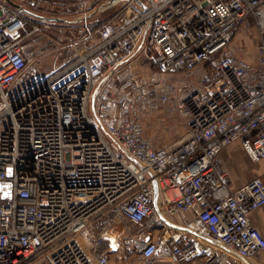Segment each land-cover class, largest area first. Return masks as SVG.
<instances>
[{
  "label": "built area",
  "instance_id": "built-area-1",
  "mask_svg": "<svg viewBox=\"0 0 264 264\" xmlns=\"http://www.w3.org/2000/svg\"><path fill=\"white\" fill-rule=\"evenodd\" d=\"M11 1L43 10V1L82 0ZM123 1L96 40L82 27L88 46L46 77L33 57L54 43L43 24L55 18L0 1V264H94L79 238L107 264L116 218L158 225L188 211L214 247L242 259L264 252L250 218L264 207V178L232 190L217 164L234 144L264 163V0ZM250 18L262 37L254 61L232 48ZM139 55L153 70L136 80L128 67ZM205 65L196 81L184 78ZM157 104L187 126L166 147L141 124ZM160 246L146 243L143 256ZM196 254L173 249L181 264Z\"/></svg>",
  "mask_w": 264,
  "mask_h": 264
},
{
  "label": "rangeland",
  "instance_id": "rangeland-1",
  "mask_svg": "<svg viewBox=\"0 0 264 264\" xmlns=\"http://www.w3.org/2000/svg\"><path fill=\"white\" fill-rule=\"evenodd\" d=\"M113 1L115 0H82L65 1L57 4H46L43 1V10L26 9L46 18L59 19L58 21H47L46 24H43L46 27L45 34L47 35L45 36L49 37V40L54 43L49 42L46 44L43 41L41 51L35 52L33 57V61L39 62V67L40 63L43 62V68H40L43 77L51 75L53 73L51 71L60 69L59 65L61 63H71L76 60L84 49L83 45L88 46L80 41L84 36L81 31L82 27L87 31H93L91 38L94 40L98 38V29L111 21L124 5V1L119 0L111 6ZM261 38L259 28L249 19L238 38L234 39L232 48L236 50L239 57L253 61L257 57L258 44ZM89 43L92 42L88 41ZM56 63L58 65L55 67ZM128 68H131L129 70L132 71L136 80H139L141 76H146L152 69L143 55H139ZM207 69L208 66L205 65L201 68V71H194L184 76V78L196 81L206 73ZM157 106L154 111L143 113L141 124L145 129L147 138L154 146L166 147L181 140L187 133V126L185 119L179 113L168 111L163 104H157ZM96 124L99 126L97 121ZM78 240L87 252V246L84 245L83 240L81 238Z\"/></svg>",
  "mask_w": 264,
  "mask_h": 264
},
{
  "label": "crops",
  "instance_id": "crops-1",
  "mask_svg": "<svg viewBox=\"0 0 264 264\" xmlns=\"http://www.w3.org/2000/svg\"><path fill=\"white\" fill-rule=\"evenodd\" d=\"M65 63L67 62L59 66L62 67ZM57 65L56 63L55 67ZM40 68H43V62L40 63ZM41 74L43 75L42 72ZM217 164L229 174L232 190L239 189L252 179L264 178V163L253 162L239 144L224 149L218 156ZM156 196L161 206L163 200L160 195ZM196 218L194 211H188L173 216L164 215L160 224L143 226L134 225L124 218H116L104 243L103 250L108 258L107 264H181L173 255L175 247L196 249L197 254L194 259L186 264H264V252L251 259H242L229 247H214L216 245L209 237L196 232ZM250 218L254 226L264 235V207L252 213ZM136 239L144 243L136 247L134 244ZM146 243L161 245L160 252L152 259L143 256ZM212 251L217 254L209 259ZM87 253L94 264H99V255L94 254L88 246ZM219 257H222V260H219Z\"/></svg>",
  "mask_w": 264,
  "mask_h": 264
},
{
  "label": "water",
  "instance_id": "water-1",
  "mask_svg": "<svg viewBox=\"0 0 264 264\" xmlns=\"http://www.w3.org/2000/svg\"><path fill=\"white\" fill-rule=\"evenodd\" d=\"M7 2H8L10 5H12L13 7H15V8L21 10L23 13H25V14H27V15H29V16L37 17V18L42 19V20L50 19V18H46V17L38 16V15H36V14H34V13H32V12L26 10V9H24L21 5L15 4V3L12 2L11 0H7ZM52 20H57V21H58L59 19H52Z\"/></svg>",
  "mask_w": 264,
  "mask_h": 264
},
{
  "label": "trees",
  "instance_id": "trees-1",
  "mask_svg": "<svg viewBox=\"0 0 264 264\" xmlns=\"http://www.w3.org/2000/svg\"><path fill=\"white\" fill-rule=\"evenodd\" d=\"M250 20H252L251 18H250ZM209 66V65H208Z\"/></svg>",
  "mask_w": 264,
  "mask_h": 264
}]
</instances>
